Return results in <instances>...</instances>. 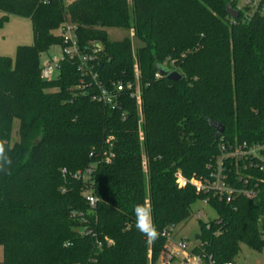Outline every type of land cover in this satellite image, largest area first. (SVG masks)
<instances>
[{
	"label": "trees",
	"instance_id": "16d2710c",
	"mask_svg": "<svg viewBox=\"0 0 264 264\" xmlns=\"http://www.w3.org/2000/svg\"><path fill=\"white\" fill-rule=\"evenodd\" d=\"M236 1L0 0V27L25 18L33 35L14 59L0 56V141L11 161L0 168V264H159L162 233L198 200L217 216L200 223L191 249L202 264L235 263L241 244L262 251L264 173L224 162L227 184L252 198L198 188L212 180L220 146L264 144V14L246 18L244 8L231 20L225 9ZM67 21L81 52L92 42L100 50L91 72L64 56L43 81L40 55L63 46L55 32ZM109 28L133 31L142 46L133 56L128 39H106ZM92 74L108 91L137 85L140 111L126 89L113 109L92 101ZM210 123L224 129L216 142ZM140 203L152 208L155 241L135 226Z\"/></svg>",
	"mask_w": 264,
	"mask_h": 264
},
{
	"label": "built area",
	"instance_id": "2783aa9c",
	"mask_svg": "<svg viewBox=\"0 0 264 264\" xmlns=\"http://www.w3.org/2000/svg\"><path fill=\"white\" fill-rule=\"evenodd\" d=\"M239 2V0H238ZM238 2L236 1V10L240 11L244 8H248V11L245 13V17L248 18L252 16L254 12L264 14V7L261 6V0H245L243 7H238ZM75 28L69 22H65L58 30V34L61 36L63 46L61 49V57L58 60L52 61L45 60L40 63V78L43 81L52 80L56 73V65L62 57H67L70 60H76L79 63L80 70L83 73L91 72V68L88 67V64L91 63L94 59V56L97 51L100 50L99 45H94L91 49V53L81 52L78 48L75 36ZM135 74H138L137 69H134ZM136 78V77H135ZM91 79L97 88V92L92 95L91 99L94 102L100 103L103 106L110 107L111 109L115 108L119 104L118 96L125 89L130 91V97H132L136 102L140 100V91L137 85L133 86L132 84L123 85L118 82L113 85V90L108 91L103 88L98 82H96V75L92 74ZM224 162H228L230 165L235 167V171L255 169L259 172L264 173V144L253 143H241L236 144L232 148H225L220 146V156L217 159L215 169L211 175L212 180L207 183L199 184V190L212 191L214 195L219 197H226V201L229 202L233 195H243L246 198H252L255 196L253 189L234 188L226 182V175L224 174ZM64 172V171H63ZM86 173H89V170H86ZM80 173L77 172L76 176H79ZM239 180H243L244 184L248 183L249 180L242 176H237ZM244 178V179H242ZM87 202L90 207L95 205V199L87 195ZM203 203L207 204L206 201ZM198 216V214H197ZM172 232L164 231L163 236L166 237V245L162 252L163 258L159 261V264H172L176 261L177 264H202L201 257L197 254L191 252L187 249L184 242H179L172 244ZM182 252V259L177 258V252ZM225 264H235V263H225Z\"/></svg>",
	"mask_w": 264,
	"mask_h": 264
},
{
	"label": "rangeland",
	"instance_id": "374dc122",
	"mask_svg": "<svg viewBox=\"0 0 264 264\" xmlns=\"http://www.w3.org/2000/svg\"><path fill=\"white\" fill-rule=\"evenodd\" d=\"M63 6H67L74 0H61ZM234 1V0H230ZM238 2V0H237ZM245 4V0H239L238 7L241 8ZM244 13L245 11L242 10ZM68 22V21H67ZM58 34V31L55 32ZM106 39L109 42H119L124 39H128L132 46L133 56L142 44L134 36L133 31L119 28H109L105 30ZM33 44V35L28 19L11 16L8 21L0 27V56L9 57L14 59L15 50L18 46H30ZM91 44L96 45L95 42ZM61 57V49L59 46L51 47L47 53L40 55L39 62L42 63L45 60L52 61L54 64L55 60ZM137 69V68H136ZM54 91V90H51ZM137 110L140 111L141 100L136 102ZM18 141V121L14 120L12 123V130L10 136V144ZM143 167L145 164L143 163ZM190 216L187 220L177 224L172 230V244L184 242L187 249L191 250L196 244L195 236L200 234V223L205 224L208 221L216 219L215 211L203 201H196L191 206ZM198 214V216H197ZM260 229L264 228V221L260 222ZM183 255L181 251L177 252V258L182 259ZM163 258L161 253L159 261ZM2 261V250L0 248V263ZM158 261V263H159ZM236 264H264V247L262 251L255 252L249 249L247 246L241 244L240 251L235 258ZM172 264H177L174 261Z\"/></svg>",
	"mask_w": 264,
	"mask_h": 264
},
{
	"label": "clouds",
	"instance_id": "9594fccd",
	"mask_svg": "<svg viewBox=\"0 0 264 264\" xmlns=\"http://www.w3.org/2000/svg\"><path fill=\"white\" fill-rule=\"evenodd\" d=\"M11 161L8 157L5 143L0 141V168ZM135 226L139 233L151 241H155L161 235L157 226L153 222L152 208L147 203H140L134 206Z\"/></svg>",
	"mask_w": 264,
	"mask_h": 264
},
{
	"label": "water",
	"instance_id": "95a60500",
	"mask_svg": "<svg viewBox=\"0 0 264 264\" xmlns=\"http://www.w3.org/2000/svg\"><path fill=\"white\" fill-rule=\"evenodd\" d=\"M225 11H226L227 17L230 18L231 20H236L239 17V11L232 8L230 5L226 6ZM55 67L56 69H58V65H56ZM160 75L166 77L168 81H173V82H177L181 78V76L177 72L167 73V72L161 71ZM210 126H212L215 129L214 142H216L219 136L223 133L224 129L220 124L210 123ZM195 240H198V236H195Z\"/></svg>",
	"mask_w": 264,
	"mask_h": 264
}]
</instances>
